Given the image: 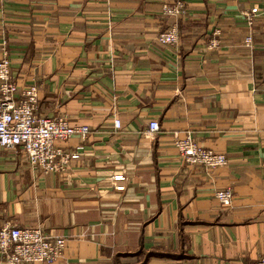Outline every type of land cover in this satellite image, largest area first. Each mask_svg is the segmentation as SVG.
Here are the masks:
<instances>
[{
    "label": "crops",
    "instance_id": "crops-1",
    "mask_svg": "<svg viewBox=\"0 0 264 264\" xmlns=\"http://www.w3.org/2000/svg\"><path fill=\"white\" fill-rule=\"evenodd\" d=\"M170 1L0 0V57L5 50L18 85H37L36 113L89 128L56 141L79 156L55 172L0 148V226L63 237L50 264H252L264 255V13L250 27L242 14L264 2L184 0L186 13L173 18L161 13ZM174 21L178 43L160 44ZM214 28L219 44L209 48ZM175 131L223 152L226 164L183 161ZM119 172L125 179L114 180ZM226 187L228 207L215 197Z\"/></svg>",
    "mask_w": 264,
    "mask_h": 264
},
{
    "label": "built area",
    "instance_id": "built-area-1",
    "mask_svg": "<svg viewBox=\"0 0 264 264\" xmlns=\"http://www.w3.org/2000/svg\"><path fill=\"white\" fill-rule=\"evenodd\" d=\"M264 2V0H263ZM161 13L167 17L178 18L186 13L184 0H173L161 5ZM264 13L257 6L245 9L242 14L250 27L256 16ZM215 35L208 43L209 48L219 44V29L214 28ZM157 41L164 45H176L179 32L174 21L157 34ZM243 43L252 46V36L247 34ZM38 87L35 83L20 86L11 73L10 60L4 50L0 57V148L21 149L28 165L50 173L68 166L70 160L79 156L77 151H66L56 144L74 134L84 136L88 133L87 125H73L64 115L45 116L36 113ZM121 126L120 119L113 118V127ZM159 130L156 119L147 123V133L154 135ZM173 144L180 158L190 164L199 163L208 168L226 164L227 158L223 152L199 145L189 132L179 135L173 133ZM114 180H123V173H115ZM215 197L222 206H231L233 193L230 188L215 190ZM65 246L63 237L50 236L39 226L28 227L4 223L0 226V256L5 264L20 262L53 263L62 253ZM252 264H264V255Z\"/></svg>",
    "mask_w": 264,
    "mask_h": 264
}]
</instances>
